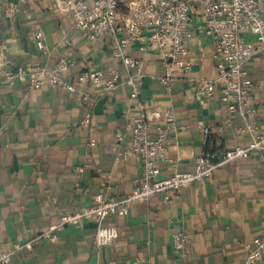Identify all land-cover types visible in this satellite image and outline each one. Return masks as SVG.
Returning <instances> with one entry per match:
<instances>
[{
  "label": "crops",
  "instance_id": "1",
  "mask_svg": "<svg viewBox=\"0 0 264 264\" xmlns=\"http://www.w3.org/2000/svg\"><path fill=\"white\" fill-rule=\"evenodd\" d=\"M8 4H18L11 16L6 14ZM193 27L192 73L171 89L151 77L164 71L159 52L136 45L127 49L144 60L141 99L152 108L172 106L177 112L180 138L168 145L170 158H179L185 171L195 168L205 147L201 122L221 126L210 136L209 151L250 141L233 133L219 93L212 98L197 94V78L216 74V40L198 22ZM39 29L49 52L37 45ZM115 48L111 37L92 40L76 30L72 14L60 11L57 0H0V73L24 62L52 67L68 56L75 60L68 72L73 80L90 67L108 76L116 69L125 80L130 70L115 56ZM248 67L256 83L251 101L264 128V52ZM130 90L124 83L91 105L62 88L11 84L0 74V252L33 240L31 250L15 252L12 264H244L246 243L264 231V152L231 160L211 178L170 192V202L161 193L131 203L125 216L107 219L120 231L111 245L97 244V225L89 219L60 230L59 239L40 237L59 222L62 210H77L99 192L124 196L144 175L140 159L116 160L124 149L118 145L117 128L141 112L138 101L130 100ZM87 114L89 122L84 121ZM130 143L129 137L126 145ZM162 169V176L169 175L172 162L163 163ZM183 229L190 241L177 251L175 234Z\"/></svg>",
  "mask_w": 264,
  "mask_h": 264
},
{
  "label": "built area",
  "instance_id": "2",
  "mask_svg": "<svg viewBox=\"0 0 264 264\" xmlns=\"http://www.w3.org/2000/svg\"><path fill=\"white\" fill-rule=\"evenodd\" d=\"M62 12L71 13L74 28L89 39L111 37L116 42L114 54L130 70L125 80L118 70L106 71L95 67L87 68L71 79L68 72L75 60L68 56L59 58L55 66L33 65L29 62L17 68H5L0 74L11 84L26 81L28 87L56 86L73 95L78 101L94 104L104 95L127 83L130 100L138 101L141 112L116 130L118 145L124 149L116 160L140 159L144 175L135 180L134 188L118 197L99 192L93 201L77 210L64 209L59 222L53 224L40 237L59 239V231L69 225L80 226L85 219L96 223L98 245H111L120 235L117 225L107 223L113 215L125 216L129 205L137 201L150 200L166 193L165 200H172L170 192H180L190 184L211 178L219 166L231 160L250 157L255 152H264V128L261 126L257 108L251 99L256 83L250 74L248 64L264 52V0H57ZM18 4H8L7 15L17 12ZM194 22L200 28L214 35L216 74L212 78H197V94L212 98L220 94L228 113L232 131L236 135L249 136L247 143H237L223 151H209L211 134L220 129L207 122L200 123L204 149L195 158L193 170H181L179 158H170L168 141L178 143L181 126L174 107L165 110L152 108L141 99L146 80L143 58L127 51L136 45L139 50H154L161 54L162 73L151 74L173 88L193 70L189 40L194 35ZM36 42L44 52L50 49L45 32H36ZM91 114L84 121L89 122ZM131 138L130 145L126 139ZM95 140L90 144L95 145ZM172 162L173 171L162 176V164ZM83 171L84 167H80ZM175 249L183 250L190 241L186 229L176 232ZM244 264H260L264 259V231L246 245ZM33 248V240L15 244L13 248L0 252V264H12L18 250Z\"/></svg>",
  "mask_w": 264,
  "mask_h": 264
}]
</instances>
